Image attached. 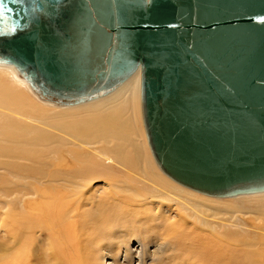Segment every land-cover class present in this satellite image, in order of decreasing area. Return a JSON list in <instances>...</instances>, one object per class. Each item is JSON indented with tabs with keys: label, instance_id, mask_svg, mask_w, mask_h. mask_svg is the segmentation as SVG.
<instances>
[{
	"label": "water",
	"instance_id": "obj_1",
	"mask_svg": "<svg viewBox=\"0 0 264 264\" xmlns=\"http://www.w3.org/2000/svg\"><path fill=\"white\" fill-rule=\"evenodd\" d=\"M0 61L58 103L139 70L162 173L209 196L264 191V0H0Z\"/></svg>",
	"mask_w": 264,
	"mask_h": 264
},
{
	"label": "bare ground",
	"instance_id": "obj_2",
	"mask_svg": "<svg viewBox=\"0 0 264 264\" xmlns=\"http://www.w3.org/2000/svg\"><path fill=\"white\" fill-rule=\"evenodd\" d=\"M0 70L33 96L0 81V264H116L131 239L165 264H264V206L253 215L156 173L139 70L79 103L42 98L14 64Z\"/></svg>",
	"mask_w": 264,
	"mask_h": 264
},
{
	"label": "rangeland",
	"instance_id": "obj_3",
	"mask_svg": "<svg viewBox=\"0 0 264 264\" xmlns=\"http://www.w3.org/2000/svg\"><path fill=\"white\" fill-rule=\"evenodd\" d=\"M131 80V79H130ZM0 81L1 82H4V83H6V84H8V85H10V86H13V88H18V90L17 91H20V92H23L22 90H23V87L22 86H18L16 83H14V81H13V78L11 77V75H10V73H8V72H6V71H2V70H0ZM13 82V83H12ZM16 88V89H17ZM26 94L28 97H30V99H32L33 100V96L29 93L28 94V92L27 91H24L23 92V94ZM35 99V98H34ZM98 101H100V100H98ZM98 101H91V103L90 102H88L89 104H93V103H96V102H98ZM88 103H86V104H88ZM85 104V105H86ZM88 104V105H89ZM138 106H139V96H138ZM139 108V117H140V119H139V121H140V128H141V133H142V137H143V140H144V143H145V146H146V152H147V154H148V159L150 160V162L153 164V166H154V168H155V171H156V173L158 174V175H160V176H162V177H164V178H167L161 171H160V169H158V167L156 166V164H155V162H154V160H153V158H152V155H151V153H150V150H149V148H148V145H147V141H146V138H145V134H144V130H143V126H142V121H141V115H140V106L138 107ZM169 178H167V180H168ZM178 185V184H177ZM199 194V193H198ZM202 195V194H201ZM202 196H205L206 197V195H202ZM246 196H254V195H246ZM239 197H242V196H239ZM226 198V197H225ZM250 200H246V201H238L237 199H236V197L235 198H230V197H227V199H223V202H221V203H223L224 205L226 204V206H228V207H232L233 206V204L235 203V204H242L240 207L241 208H243V209H245L246 211L248 210H250L251 211V213H253V215H258V213L257 212H259V209L262 207V206H264V201H257V200H254V199H258V198H255V197H253V198H251V197H248ZM244 199H247V198H244ZM260 199V198H259ZM263 199V198H262ZM113 205V208L114 207H117V205H115V204H112ZM233 207H237V206H233ZM248 208V209H247ZM110 209V208H109ZM122 209V208H121ZM225 209L224 208H220V213H223V211H224ZM255 210V211H254ZM247 211V212H248ZM122 213H124L123 212V210H122ZM181 216H184L185 214H184V210L183 211H180L179 210V212H178ZM252 218V216H249L246 220H249V219H251ZM153 224V222L152 221H150V222H148L147 224H146V226H147V228L149 227V226H151ZM143 238V237H142ZM141 238V239H142ZM140 242H138V241H136L135 239H131V240H128L127 241V243H128V247L126 246V245H124L123 247H121L120 249H119V251H118V258H116V257H114V259H115V261H112V262H114V263H116V264H129V259L127 258V256H131L132 257V264H165L163 261H161V259H159V255L158 256H156L155 254H154V250H155V248L154 247H152L151 245H149V248H148V250L147 249H145V248H143L142 247V244L143 243H145V239L143 240L142 239V241L141 240H139ZM132 242V243H131ZM128 252V253H127ZM130 252V253H129ZM154 258V259H153Z\"/></svg>",
	"mask_w": 264,
	"mask_h": 264
},
{
	"label": "snow or ice",
	"instance_id": "obj_4",
	"mask_svg": "<svg viewBox=\"0 0 264 264\" xmlns=\"http://www.w3.org/2000/svg\"><path fill=\"white\" fill-rule=\"evenodd\" d=\"M21 2H22V0H21Z\"/></svg>",
	"mask_w": 264,
	"mask_h": 264
}]
</instances>
